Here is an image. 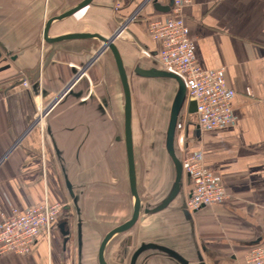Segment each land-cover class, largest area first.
I'll return each mask as SVG.
<instances>
[{
	"label": "crops",
	"instance_id": "obj_1",
	"mask_svg": "<svg viewBox=\"0 0 264 264\" xmlns=\"http://www.w3.org/2000/svg\"><path fill=\"white\" fill-rule=\"evenodd\" d=\"M83 1L0 0V51L9 54L0 63V224L14 209L64 205L49 238L41 235L26 255L0 254V264H99L103 238L133 213L124 96L112 53L94 59L103 47L97 38L44 41L46 22ZM173 5L174 0H92L54 22L49 38H108L126 25L115 41L125 67L158 69L161 45L151 39L149 25L168 18ZM183 16L197 64L223 69L236 93L233 125L203 132L198 115L189 113L184 135L186 152L203 153L229 199L193 215L182 202L172 206L176 199L157 214L142 215L144 221L114 239L107 251L111 256L122 238L134 235L137 244L168 247L193 264H245L249 252L264 247V0H190ZM141 51L152 58L146 60ZM82 69L85 76L70 90ZM172 184L158 204L145 206L159 205ZM146 185L150 192L152 185ZM65 221H70L68 238L59 229ZM137 264L179 263L148 251Z\"/></svg>",
	"mask_w": 264,
	"mask_h": 264
},
{
	"label": "built area",
	"instance_id": "obj_2",
	"mask_svg": "<svg viewBox=\"0 0 264 264\" xmlns=\"http://www.w3.org/2000/svg\"><path fill=\"white\" fill-rule=\"evenodd\" d=\"M188 4L190 0H174L171 15L164 20L150 22L149 30L151 39L161 45L157 58L158 69L177 76L186 87V103L178 123L177 141L183 170L182 191L186 192L183 205L193 215L203 207L224 203L229 196L222 177L206 168L203 153L188 154L184 148L188 105L192 101L196 102L201 131L224 129L235 123L231 105L236 93L227 86L223 69L208 71L197 64L194 42L183 16V9ZM121 30H124V26L118 38ZM142 53L152 58L150 52ZM84 70L78 72L79 76L69 85L70 90L85 76ZM23 84L25 88H30L26 80ZM38 110L39 115L43 116V110ZM63 210L64 205H49L47 202L27 211L14 209L0 224V254H28L41 235L50 237ZM245 264H264V247L249 252Z\"/></svg>",
	"mask_w": 264,
	"mask_h": 264
},
{
	"label": "water",
	"instance_id": "obj_3",
	"mask_svg": "<svg viewBox=\"0 0 264 264\" xmlns=\"http://www.w3.org/2000/svg\"><path fill=\"white\" fill-rule=\"evenodd\" d=\"M92 0H84L80 4L76 5L66 13L54 17L46 22L44 28V41L47 43H59L66 40L73 39H93L97 38L103 44V47L100 51H98L94 59L101 55L104 51L110 50L114 57V61L116 64V68L120 77V81L122 84L123 96H124V143L126 148V156H127V166H128V179H129V187L130 194L133 199V213L131 218L123 223L122 225L111 230L102 240L99 251H98V262L99 264H108L106 260V251L109 244L121 235L127 234L132 228L136 226V224L140 221H144V217L152 214H157L166 208L177 199L182 191V181H183V170L182 164L178 157L176 148H175V134L176 129L180 120V117L184 111L185 103H186V87L184 83L175 75L171 73H167L155 68L152 69H143L140 66L136 67L134 73L142 78H164V79H172L175 80L178 84V90L173 100L169 122L166 132V141L165 148L168 154V157L172 161L174 166V181L172 184V188L167 195V197L157 206L150 207L144 206L138 191L137 186V170H136V162H135V154H134V141H133V128H132V116H133V103H132V92L129 83V75L127 69L124 65L122 56L120 51L115 45V41L118 38L120 29L115 32L111 37H101L100 35H90V34H69L61 37H57L54 39L49 38V31L54 22H60L65 19L70 18L83 8L87 7ZM169 10V9H168ZM125 26V25H124ZM5 56H9V54L2 50L0 51V63L5 60ZM14 60V59H12ZM8 68V67H7ZM79 74L76 71L75 77H78ZM197 112L196 102L192 101L188 105V113L195 114ZM120 140V139H119ZM68 189H71L70 184L67 182ZM144 213V217H141V213ZM59 229L65 238H68L72 235L70 229V221H65L59 225ZM132 237L128 235L123 241L120 243V250L122 255H126L128 247H131ZM146 251H157L165 254L166 256L172 258L177 261L179 264H193L178 254L176 251L156 245V244H143L141 247L134 252L131 263L136 264L139 257ZM199 261L202 262V257L199 256Z\"/></svg>",
	"mask_w": 264,
	"mask_h": 264
},
{
	"label": "rangeland",
	"instance_id": "obj_4",
	"mask_svg": "<svg viewBox=\"0 0 264 264\" xmlns=\"http://www.w3.org/2000/svg\"><path fill=\"white\" fill-rule=\"evenodd\" d=\"M141 54L146 60L150 59L145 57L142 51ZM126 68L132 90V128L138 191L140 197L141 194L143 195L144 206L151 202L158 204L159 200L166 195L175 175L174 166L166 152L165 141L177 82L140 79L134 75V65L129 64ZM178 134L177 132L175 148L180 158ZM146 182L153 187L150 192L148 187L146 188ZM185 196L186 192L182 191L172 206L179 202L184 203Z\"/></svg>",
	"mask_w": 264,
	"mask_h": 264
},
{
	"label": "flooded vegetation",
	"instance_id": "obj_5",
	"mask_svg": "<svg viewBox=\"0 0 264 264\" xmlns=\"http://www.w3.org/2000/svg\"><path fill=\"white\" fill-rule=\"evenodd\" d=\"M142 215H144L143 212L141 213V216H142ZM136 226H137V224H136ZM136 226H135V227H136ZM135 227H134V228H135ZM134 228H132L131 230H134ZM131 230H130V231H131ZM131 237H132L131 247H128L126 255H122V254H121V250H120V248H119L120 243H121V242L123 241V239H125L126 237H124V238H122V239L120 240V242H119L118 245H117V250H116V252H114L113 254L111 253V256H110V254L108 253V251H106V260H107L108 264H130V263H131V258H132V256H133L134 252L137 251V250L141 247V245L146 244V243H140V244H137V243H136L137 238H136L134 235H131ZM114 242H115V240H113V241L109 244L107 250H109L110 246H111ZM129 249H131V250H130V253H129V251H128ZM147 253H148V251L144 252L141 256L146 255ZM141 256H140V257H141ZM140 257H139V258H140ZM138 260H139V259H138ZM138 260H137V261H138ZM136 264H137V262H136Z\"/></svg>",
	"mask_w": 264,
	"mask_h": 264
},
{
	"label": "trees",
	"instance_id": "obj_6",
	"mask_svg": "<svg viewBox=\"0 0 264 264\" xmlns=\"http://www.w3.org/2000/svg\"><path fill=\"white\" fill-rule=\"evenodd\" d=\"M177 132H178V126H177L176 134H175V142H176V135H177Z\"/></svg>",
	"mask_w": 264,
	"mask_h": 264
},
{
	"label": "bare ground",
	"instance_id": "obj_7",
	"mask_svg": "<svg viewBox=\"0 0 264 264\" xmlns=\"http://www.w3.org/2000/svg\"><path fill=\"white\" fill-rule=\"evenodd\" d=\"M124 28H126V25L124 26Z\"/></svg>",
	"mask_w": 264,
	"mask_h": 264
}]
</instances>
